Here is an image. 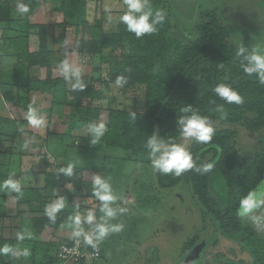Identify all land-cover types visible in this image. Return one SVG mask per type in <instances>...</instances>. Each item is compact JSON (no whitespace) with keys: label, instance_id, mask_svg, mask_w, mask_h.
Here are the masks:
<instances>
[{"label":"trees","instance_id":"1","mask_svg":"<svg viewBox=\"0 0 264 264\" xmlns=\"http://www.w3.org/2000/svg\"><path fill=\"white\" fill-rule=\"evenodd\" d=\"M45 1L48 0H22L29 5L30 10L24 15H18L15 14L17 0H0V30L10 28L14 34L13 40L18 43L16 55L26 60L28 68H38L37 76L28 74L23 87L10 86L3 98L10 107H17L23 111L25 115L23 123L28 121L26 117L29 108H33L27 97L30 93L49 96L51 104L55 106L77 108L80 103L87 101L88 119L96 120L101 109L100 92L94 90L92 85L73 87L76 84L75 78H71V83L67 85L65 77L55 75L54 70H59V64L63 59H59L48 49L47 26L42 23H29L27 20L28 16L33 15ZM50 1L54 4L53 13L62 14L64 17L63 22L53 24L52 27L61 32L52 41L63 40L62 31L67 27L72 28L74 39L78 41L79 54L84 57H99V65L103 66L109 90L114 87L136 88L141 94L143 100L141 111H126L124 107L110 111L107 131L101 139L105 150L125 152L131 159L143 156L148 158L151 151L148 147L149 139L154 137L157 142H163L166 146L178 143V138L182 134V126L179 123L182 118L198 114L207 117L210 122H220L226 127L214 129L209 142H200L195 138L185 147L194 162L192 169L177 176L172 172L162 173L151 165L154 186L159 191H170L182 185L188 186L203 217H207L213 223L214 230L216 226L219 227L218 231L214 232L213 239H216L217 234L225 237L228 233L251 234L252 230L245 226L242 217L238 215V208L241 198L260 187L264 181V151L255 150L250 154L240 152L236 147L235 128L240 126L250 133L264 130V82H261L257 72L249 74L245 71L248 65L246 57L251 54L247 38L241 45L244 51L237 50L232 40L231 28L225 22V17L228 16L224 17L217 7L203 6L202 0L190 2L187 0L188 3L181 7L187 10L184 15L183 10L181 13L178 10V14L167 11L168 3L172 0H147V5L151 9L149 22L156 17L158 11L163 14V20L156 23L154 33L145 34L139 39L119 20V16L126 10L118 12L110 19L116 21L113 32L105 31L98 25L99 21H96L93 34L86 38L82 34V28L86 25L89 1ZM179 2L182 0H178L177 4ZM163 6L164 11L161 10ZM225 7L236 9L231 4ZM175 15H178L183 31L194 35L193 38L188 39L175 32L171 21ZM18 24H21V27H17ZM263 27L264 23L253 29H246L244 26L237 29L250 31L261 30ZM108 49L110 53H105L104 51ZM226 66L235 69L232 70L230 78L222 79L219 70ZM120 77L124 78L125 83L117 85L116 80ZM100 79L102 80L99 77L98 80ZM220 83L227 84L237 91L244 98V103L230 104L217 96L214 89ZM80 120L86 122L82 117ZM44 121L49 124L50 118H44ZM75 126L72 125L73 128ZM70 130L67 134L57 135L58 139L52 141L54 146L64 143L66 148L93 152V148L72 146L74 137L70 135ZM45 140L47 147L53 145L48 138ZM82 140L86 142L87 139ZM69 142L70 145L67 144ZM32 145L37 147L38 144L34 142ZM58 149L59 147L54 148L56 151ZM6 153L0 151V189L4 192L13 191L16 205L13 217L22 214L18 209L23 204L28 206L27 213L31 214L20 219L19 233L16 236L5 238L6 236L0 233V248L7 245L14 249L15 244L20 242L24 249H27L25 242H33L29 250L31 259L17 260L13 258V251L0 252V264H58L56 249L58 244L65 240L54 242L52 252L39 254L38 244H35L37 236L59 224L73 222L72 217L77 215H80L81 227L85 224L84 213L71 211L74 209L72 202L87 196V192L84 193L86 186H83L81 173L92 169L73 163L75 167L72 174L66 175L59 171L60 168L67 167L66 160H54L49 163L43 154L40 156L39 166H36L41 168L38 173L42 176V186L28 189L19 187V191H15L4 187V181L11 179L18 183L19 177L23 175L22 164L20 158L15 159V154H10L9 150ZM90 156L93 155L81 154L79 157L88 163ZM208 164L212 165L211 169L204 170V166ZM75 174L79 175L73 180ZM215 176L225 185V204H221L211 192ZM67 181L71 182V189L63 188ZM58 188L59 190H56ZM57 191L61 192L56 196ZM61 198L65 201L63 207L65 210L59 209L54 218L49 217L46 206L50 201L56 202ZM5 199L4 193H1L0 219L7 216L2 204ZM251 235L254 236V232ZM197 241V237L191 238L185 251ZM219 264L238 263L228 260Z\"/></svg>","mask_w":264,"mask_h":264},{"label":"rangeland","instance_id":"2","mask_svg":"<svg viewBox=\"0 0 264 264\" xmlns=\"http://www.w3.org/2000/svg\"><path fill=\"white\" fill-rule=\"evenodd\" d=\"M88 1L86 25L82 28L83 36L88 38L93 34V27L96 25V21H99L98 25L105 29V31L113 32L116 21L113 22L114 20L111 21L110 19L115 17L118 12L126 10L124 0ZM177 1L172 0L171 3L169 2V9L167 11L178 14L183 10L184 15L187 10L186 8L181 9V7L188 2L187 0L186 2L182 0V2L177 4ZM202 1L203 6L217 7V9L222 11L224 17L228 16V18L225 17V22L231 28L232 40L237 50H240L243 40L247 38L251 46V54L253 51L256 54H264V27L261 30L250 31L237 29L243 26L246 29H253L264 23V0ZM229 4L234 5L236 9L225 7ZM51 6L52 8L54 7L53 2L49 0L43 2L33 15L28 16L27 20L33 24H45L48 28L49 50L59 59H67L70 66L80 68L79 85H92L94 90L100 92L102 96L100 113L98 114V119L89 120L87 101H83L79 107L73 108L52 105L51 98L43 94L30 93L27 97L33 104L37 117L45 115L50 117L49 123L51 122V124L49 125V129L53 134V141L58 139V137L56 138L57 135L67 134V131L71 129L69 133L74 137L72 146L93 148V152H86L76 148H66L64 143L54 146V143L50 140V143H53V145L49 146L50 148L60 147V153H55L57 157L62 158L64 152V160L67 163H75L77 166L92 169L84 171V176H82L83 180H85L86 195L90 199L85 200L86 205H82L81 202L73 204L74 209L71 211L78 214L84 213L85 216L91 211L94 216V223L100 221L103 213L100 211L101 201L94 196V187H98L93 185V178L95 176L109 180L110 186L117 196V200L113 202L112 206L126 209L124 213H117V216L109 221L111 224H123L124 227L118 233H110L99 243L97 248L100 258L93 264H177L185 254L186 245L190 242L191 238L197 237L198 241L206 238L213 239V223L207 217H203L202 211L193 199L188 186L182 185L168 193L157 190L152 176L153 167L146 156L139 159H131L130 155L125 152L121 151L117 153L116 151L105 150L103 143H101L104 134L95 145H92V137L88 133V126L90 124H104L105 133L111 110L124 107L126 111L139 112L142 110L143 100L136 88L123 89V87H114L111 90L108 89L106 85L107 77L103 71V66L99 65V57H84L79 54L78 41L74 39L72 28L67 27L62 31L64 34L63 40H59L58 42L52 41L61 32V30L52 26L55 23L63 22L64 17L62 14L53 13L52 9L50 10ZM161 10H165L164 6ZM15 14L19 15L16 10ZM177 16H172L173 19L171 20L175 32L184 35L188 39L193 38L194 35L183 31ZM20 25L18 24L17 27ZM104 52L110 53V49ZM233 69L235 68L231 66H226L222 70L220 69L221 78H230ZM54 74L65 77L58 69L54 70ZM99 77L102 80H98ZM71 78H75V83L77 84V78L71 75L66 79V84L69 85L71 83ZM21 86L23 87L24 84ZM6 107L8 108V113L5 111L8 114L7 116L14 119V121L20 122L21 118L25 117L23 111L20 109L10 107V105H6ZM3 115L6 116L5 113ZM81 117L86 122L81 121ZM210 123L215 130L226 127L217 121ZM73 124L76 125L75 127L78 126L77 129L74 130ZM235 129L237 131L236 147L240 152L250 154L255 150L264 151V130L250 133L240 126H236ZM30 130L36 131L33 127ZM82 138L87 139L86 142ZM26 139L27 136L24 135V145L27 144ZM194 139L195 137L185 138L181 134L177 144L187 147ZM55 144L58 143L55 142ZM67 144L70 145L71 142ZM39 154L42 155V151ZM81 154L93 156H90L91 160H88V163H86L79 157ZM39 161L40 159L34 160L36 166H39ZM46 161L52 163L53 160L46 156ZM37 169L40 170L41 168ZM64 186L69 189L72 188L68 181L64 183ZM211 192L221 204H225V185L217 176L212 180ZM53 204V200L50 201L46 209ZM61 209L65 210V208ZM66 209L68 210L69 207ZM254 217H260V219L256 220ZM242 221L246 227L252 230V233L254 232V236L250 232L228 233L227 237L217 234L216 243L208 247L204 258L196 264H219L228 260H232L238 264H264V205H261L260 209H256L252 213L243 216ZM72 223L68 222L66 223L67 225L59 224L57 227L46 230L47 232L37 236L38 239H36L35 244H38L37 251L39 254L42 252H52L54 249L53 243L59 240H65L66 242L75 237L85 242L83 235L79 237L73 235V228L69 227ZM10 225L13 224L5 225L0 220V233L3 236L14 237L18 234L15 233L16 230L13 226L11 228V235L8 233L4 234L1 231ZM2 226L4 227L2 228ZM81 229L84 233H90L92 226L85 222ZM32 242H25L28 255L22 254L24 247L20 242H17L13 249V258L17 260L21 258L31 259L29 250L32 247Z\"/></svg>","mask_w":264,"mask_h":264},{"label":"clouds","instance_id":"3","mask_svg":"<svg viewBox=\"0 0 264 264\" xmlns=\"http://www.w3.org/2000/svg\"><path fill=\"white\" fill-rule=\"evenodd\" d=\"M126 6V11L119 16L120 22L126 25L129 32L134 33L136 38H141L145 34H151L156 31L155 25L157 22L163 20V14L158 11L156 17L149 22V17L151 16L150 6L147 5V0H124ZM29 5L22 2V0H17L16 11L24 15L29 12ZM240 51H244L243 48ZM248 65L245 67V71L249 74L257 72L259 74V79L264 82V54H256L253 51L252 54L246 57ZM59 70L64 74L65 79L69 75L75 76L77 78V84L73 87L79 85L80 68L70 66L67 59L63 60L59 64ZM125 83L123 77L116 80L117 85H122ZM83 87V85H79ZM217 96L223 98L230 104L241 105L244 103V98L235 90H233L229 85L220 83L215 89ZM187 111V109H186ZM28 122L30 125L36 128H43L45 121L43 118H38L35 109L29 108ZM182 126V135L187 137H195L197 141L207 143L211 140L214 133V128L211 126L210 121L207 117L193 114L190 117L182 118L179 121ZM105 125L104 124H90L88 126V133H90L92 139V145H95L100 137L104 134ZM27 147V144H25ZM148 147L150 152L148 153V158L151 161V165L154 166L156 170L162 173L172 172L174 175L179 176L182 172H186L194 167V162L189 151L186 150L180 144L165 145L163 142H157L153 137L148 141ZM158 154V155H157ZM75 165L73 163H68L67 167L60 168L59 171L64 172L66 175H71ZM211 164L205 165L204 170H210ZM94 196L101 201L100 211L103 213L99 222L94 223V216L91 211L87 213L85 222L92 226L90 233H84L80 227V216L77 215L72 218L73 223L69 226L73 228L74 236H84L86 244L92 245L94 248L98 247L99 243L102 242L110 233H118L123 229V224H111L109 221L117 216V213H124L125 208L113 207L112 204L117 200V196L114 194L109 180L106 178H101L95 176L93 178ZM4 187L10 188L15 191H19V184L11 179L4 181ZM65 201L63 198L57 200L53 205L46 209L47 215L54 218V214L57 210L63 208ZM261 205H264V183H261L260 187L249 192L246 196L242 197L239 203L238 215L246 216L252 213L256 209H260ZM254 219L259 220L260 217H254ZM23 237L21 236V239ZM13 249L7 245L0 248V252H12ZM23 255H28V250L24 249Z\"/></svg>","mask_w":264,"mask_h":264},{"label":"crops","instance_id":"4","mask_svg":"<svg viewBox=\"0 0 264 264\" xmlns=\"http://www.w3.org/2000/svg\"><path fill=\"white\" fill-rule=\"evenodd\" d=\"M51 9H52V6L50 10ZM8 30L7 29L0 30V151L7 154L6 152L7 150H9L10 154L16 155L15 159L18 160L20 158V162L22 164L21 173L23 174L18 179V184L20 188L28 189V188H34V187H41L42 186V176L40 173H38V169L36 168V163H34V160L41 159L40 158L41 155L39 154L40 151H42V155L45 154V156H47L53 161L54 160L55 161L64 160L65 154L63 152V157L59 158L57 157V154L55 153H60L61 151L60 147L56 151L54 150V148L47 147L45 144L47 143L45 142L46 141L45 139L48 138L49 141L50 140L53 141L54 139L53 134L51 133L49 129V125L51 124V122L48 124L45 121V125L43 128H36L30 125L28 121L23 123L22 118L20 122H16L14 121V119L7 116L8 108L6 107L7 103L3 98L4 93H6L7 90H9L10 86H14V85L21 86L25 84L28 74H30L31 76L38 75L37 67L28 68L26 65V60L16 55L18 53V50H17L18 43H16L13 40L14 38L13 32L11 30L9 31ZM48 49H50L49 43H48ZM14 108H17V107H14ZM3 113H5L6 116L3 115ZM47 117L49 116L47 115L39 116L38 118L47 119ZM32 127L35 128L36 131L30 130L32 129ZM24 135L27 136V139H26L27 147H25L24 142H23ZM34 142L38 144L37 147L35 146L33 147L32 144ZM39 145H41V147H39ZM88 160H91V158ZM28 171H30V173H26ZM78 175L75 174L74 176L75 178L73 180L77 179ZM82 176H84L83 173H81V177ZM82 181L85 182L83 178H82ZM69 184H70V187H72L71 182H69ZM83 186L84 187L86 186L85 183L83 184ZM64 188L69 189V188H66V186H64ZM56 190H59V188ZM5 192L4 190L0 189V194L4 193V196L6 198L5 201L2 202V204L5 207L7 216L4 219H0V220L5 225H9V224H13V225H10L8 228L2 229L1 231L4 234L8 233L9 235H11L12 226L16 230L15 233H19L18 228L20 225V219L26 218V216H28V214H31V213H27L28 206L23 204L18 209L19 211L22 212V214H20L16 218L13 217L15 215L14 212L16 209V205H15L14 198H13V191L7 190ZM85 192H86V187L84 189V193ZM59 194H60L59 191H57L55 195L57 196ZM88 199H90L88 196H84L82 198L75 199L72 202V204H77L81 202L82 205H86V201ZM53 203H55V200H53ZM62 225H67V224L62 223ZM3 227L4 226H2V228ZM44 232H47V231H44ZM44 232H42L41 234H43ZM90 247H93V246H90ZM96 249L98 250L97 247Z\"/></svg>","mask_w":264,"mask_h":264},{"label":"built area","instance_id":"5","mask_svg":"<svg viewBox=\"0 0 264 264\" xmlns=\"http://www.w3.org/2000/svg\"><path fill=\"white\" fill-rule=\"evenodd\" d=\"M58 264H93L100 258L99 251L78 238L60 243L56 249Z\"/></svg>","mask_w":264,"mask_h":264},{"label":"water","instance_id":"6","mask_svg":"<svg viewBox=\"0 0 264 264\" xmlns=\"http://www.w3.org/2000/svg\"><path fill=\"white\" fill-rule=\"evenodd\" d=\"M154 172V171H153ZM176 189V188H175ZM166 191V193L174 191ZM219 227L216 226L214 232L218 231ZM215 243V239H203L197 241L191 248H189L177 264H196L204 258L207 248Z\"/></svg>","mask_w":264,"mask_h":264}]
</instances>
